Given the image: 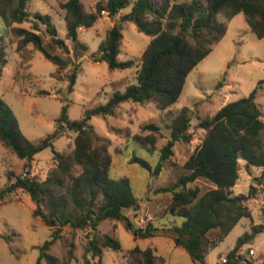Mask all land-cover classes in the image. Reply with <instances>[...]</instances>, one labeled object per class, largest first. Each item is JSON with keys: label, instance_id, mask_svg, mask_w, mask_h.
Returning <instances> with one entry per match:
<instances>
[{"label": "trees", "instance_id": "1", "mask_svg": "<svg viewBox=\"0 0 264 264\" xmlns=\"http://www.w3.org/2000/svg\"><path fill=\"white\" fill-rule=\"evenodd\" d=\"M30 0H0V19L8 30L9 43L14 45L18 55V65L12 77L22 69H28L33 51H38L57 71L58 81H67L69 94L73 91L79 60L87 47L80 43V30L92 28L107 13L118 18L105 38L98 45L94 61L105 62L111 71H123L135 66L132 60L117 59L123 38L122 23H134L136 30L150 37L140 57L136 70V83L124 92H114L106 104L87 110L80 121H69L67 106H63L56 119L52 134L38 142L26 139L18 128V123L10 108L0 98V143L11 154L24 162L22 175L8 174L11 182L1 191V197L21 191L29 195L34 203L33 216L50 229V238L40 247L36 264H69V260L59 261L48 251L61 237L64 228L89 229L97 233L98 225L105 220L123 222L124 228L135 238H149L158 232L171 236L176 246L182 247L195 264H207L205 258L243 218H250L247 202L255 195L251 185L247 195H234L231 188L239 179V161L246 171L260 170L254 181L264 184V147L261 132L264 129L263 114L255 103V93L249 97L229 102L211 117L203 120L199 127L206 133L198 147L182 165L184 174L172 185L159 189L158 193H169L170 202L165 212L182 217L177 227L158 228L151 222L136 229L126 215L127 210H139V204L127 179H112L111 155L108 142L100 139L88 124L92 116H113L124 102L153 103L160 111L169 110L176 104L183 92L189 73L211 52L212 46L225 35V27L216 21L218 14L231 19L237 14L244 16L250 32L259 40L264 39V0H105L95 4L94 11H86L80 0H67L59 4L61 18L66 24V36L73 48L74 60L63 57L67 54L65 42L57 37V32L48 15L30 13ZM130 5L128 12L123 11ZM31 24L30 29L18 25ZM31 47V48H30ZM57 51H60L58 53ZM7 63L6 52L0 44V80ZM61 72H64L61 74ZM261 84H264L262 82ZM34 96H49L40 90ZM189 109L183 107L169 126L166 144L156 150L155 124L142 125L140 130L148 132L136 134L133 140L148 153L158 152L161 163L169 160L177 143H189L192 136ZM75 134L73 148L68 152L54 149L55 141L65 132ZM51 149L53 166L44 179L30 176V165L36 154ZM131 164L151 171L149 163L133 156ZM197 180H205L212 187L200 194L197 187H191ZM264 216V200L262 207ZM264 232V223L251 225L250 232L243 233L226 257L225 264H251L241 257L240 248ZM102 248L120 251L119 242L109 236L98 241L95 236L84 249V264H89L88 254L101 255ZM128 264H158L160 258L155 249L144 250L135 247L128 251ZM99 264L101 261L99 260ZM264 264V258L261 261Z\"/></svg>", "mask_w": 264, "mask_h": 264}, {"label": "rangeland", "instance_id": "2", "mask_svg": "<svg viewBox=\"0 0 264 264\" xmlns=\"http://www.w3.org/2000/svg\"><path fill=\"white\" fill-rule=\"evenodd\" d=\"M67 0H30V13L48 15L54 25L57 37L67 46V54L62 56L71 62L74 60L71 42L66 36V24L61 18L59 4ZM101 0H80L84 9L94 11L95 4ZM105 1V0H102ZM159 3L160 0H154ZM190 0H178L189 2ZM130 5L123 11L128 12ZM102 17L90 29H82L78 40L87 50L79 60L80 70L71 93H67V81H58L54 74L57 68L48 62L40 52L33 51L28 69H22L12 77L18 65V55L14 45L9 43L8 30L0 19V44L4 46L7 63L3 68L0 80V98L10 108L18 123L21 134L31 142H38L52 134L61 108L67 106L69 121H80L87 110L106 104L114 92H124L129 85L136 83V70L140 57L150 41V37L139 33L134 23H122L123 38L117 56L119 61L132 60L135 66L123 71H111L105 62L94 61L98 45L111 27L118 23V18ZM216 21L225 27L224 37L212 46L211 52L187 76L183 92L176 104L169 110L160 112L153 103H122L113 116H92L88 124L100 139L108 142L112 159L110 177L127 179L139 204V210H127L126 215L138 228H144L151 222L158 228L179 227L183 218L166 211L171 196L169 193H158L162 188L172 185L181 175L183 163L198 147L205 135L199 124L211 117L217 110L229 102L247 98L254 91L255 103L260 107L264 122V39H257L248 29L244 16L237 14L226 19L218 14ZM30 29L31 24L18 25ZM31 48V47H30ZM60 53V51H57ZM64 72H61L63 74ZM40 90L47 91L49 96H34ZM187 107L190 117L192 136L189 143H177L174 155L160 163L158 152L148 153L139 147L133 136L141 134L140 127L155 124L159 127L156 136V150L161 149L169 138V126L179 111ZM75 134L65 132L54 143V149L68 153L73 148ZM264 147V129L261 132ZM136 156L147 161L151 171L131 164L130 159ZM53 166L52 151L45 149L35 155L30 165V176L44 179L47 171ZM24 162L11 154L0 143V264H36L40 256V247L49 240L50 229L33 216L34 203L29 195L16 191L1 197V191L8 187L7 176L22 175ZM239 179L231 188L234 195H247L249 187L254 185L255 195L247 202L250 218L241 219L232 231L207 254V264H217L232 250L236 240L245 232H250L251 225L264 223L262 214L264 184L257 185L255 178L260 170L251 168L246 171L244 163L239 161ZM191 187H197L200 194L212 186L205 180H197ZM115 238L121 247L120 251L102 248L99 257L87 255L89 264H128V251L135 247L144 250L152 247L160 258L158 264H195L187 252L176 246L171 236L158 232L149 238L134 237L124 228L123 222L114 220L102 221L93 234L87 229L64 228L61 237L52 244L48 253L59 261L72 259L69 264H84L83 254L87 242L96 237L102 241L103 236ZM253 251L250 254L249 251ZM238 254L251 264H261L264 258V232L257 234L253 240L242 246ZM41 264H46L41 261Z\"/></svg>", "mask_w": 264, "mask_h": 264}, {"label": "built area", "instance_id": "3", "mask_svg": "<svg viewBox=\"0 0 264 264\" xmlns=\"http://www.w3.org/2000/svg\"><path fill=\"white\" fill-rule=\"evenodd\" d=\"M105 13V12H103ZM250 254H253V251H249ZM226 263V257L220 258L217 264H225Z\"/></svg>", "mask_w": 264, "mask_h": 264}]
</instances>
